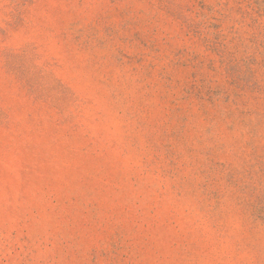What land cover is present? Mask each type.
<instances>
[{"label":"rangeland","instance_id":"1","mask_svg":"<svg viewBox=\"0 0 264 264\" xmlns=\"http://www.w3.org/2000/svg\"><path fill=\"white\" fill-rule=\"evenodd\" d=\"M0 264H264V0H0Z\"/></svg>","mask_w":264,"mask_h":264}]
</instances>
